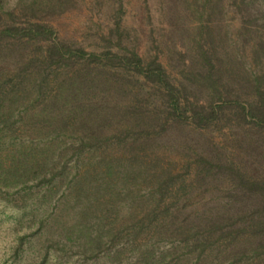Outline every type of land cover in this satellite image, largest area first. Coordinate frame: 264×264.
Listing matches in <instances>:
<instances>
[{"label": "rangeland", "instance_id": "obj_1", "mask_svg": "<svg viewBox=\"0 0 264 264\" xmlns=\"http://www.w3.org/2000/svg\"><path fill=\"white\" fill-rule=\"evenodd\" d=\"M263 115L264 0H0V264H264Z\"/></svg>", "mask_w": 264, "mask_h": 264}, {"label": "trees", "instance_id": "obj_2", "mask_svg": "<svg viewBox=\"0 0 264 264\" xmlns=\"http://www.w3.org/2000/svg\"><path fill=\"white\" fill-rule=\"evenodd\" d=\"M38 28L39 27H37V29H36V31L38 30ZM27 31H30V30H27ZM5 33H9V35L8 36H16L17 34L16 33H10L9 31H7V32H5ZM7 52H9V51H7ZM81 52V51H80ZM69 53V52H68ZM83 55V57H82V59L85 61V57L84 56H86V53H83L82 54ZM7 56V53H3V54H1V58L2 59H4V57H6ZM53 56H59V57H65L66 55L63 53V51H60V50H57V49H55V48H50L49 49V53H48V56H47V59H51ZM82 65L83 66H89V64L88 63H85V62H83L82 63ZM94 71V70H93ZM78 72H81V70L80 71H78ZM81 76H79L78 74H76V76H75V78H74V80H73V82H72V80H71V82L69 83V84H65L64 83V85L62 84V86H59L58 88H61V90H60V93L58 94L57 93V95H56V99L58 100V99H63L64 97H68V95L69 94H71V93H74V94H80L81 92V89H82V87L80 86L82 83H80V82H82V81H84V80H81V81H79V78H80ZM93 78V77H92ZM84 85V84H83ZM51 107L53 108L54 106H53V104H51ZM174 110L175 111H177V106H174ZM84 112L83 113H81L80 114V118L83 120V121H90V117H86V116H84ZM258 122H260V124H262V125H264V115H263V117H261V118H259L258 119ZM263 128H264V126H263Z\"/></svg>", "mask_w": 264, "mask_h": 264}]
</instances>
